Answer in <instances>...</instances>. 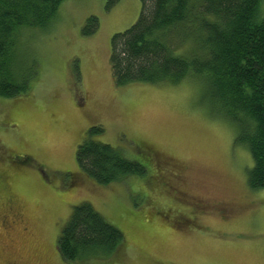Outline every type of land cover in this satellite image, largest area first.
<instances>
[{
  "label": "rangeland",
  "instance_id": "374dc122",
  "mask_svg": "<svg viewBox=\"0 0 264 264\" xmlns=\"http://www.w3.org/2000/svg\"><path fill=\"white\" fill-rule=\"evenodd\" d=\"M106 6L67 0L49 30L21 37L38 80L31 94L0 98V264H70L58 239L83 202L126 239L118 253L91 264H264V190L249 188V152L235 146L236 133L194 81L116 87L111 40L137 22L142 4ZM92 16L100 28L84 37ZM94 126L129 160L143 165L138 145H146L161 163L149 166L147 178L96 184L77 166ZM6 194L17 200L15 212Z\"/></svg>",
  "mask_w": 264,
  "mask_h": 264
},
{
  "label": "trees",
  "instance_id": "16d2710c",
  "mask_svg": "<svg viewBox=\"0 0 264 264\" xmlns=\"http://www.w3.org/2000/svg\"><path fill=\"white\" fill-rule=\"evenodd\" d=\"M66 1L0 0V98L31 94L38 69L20 52L21 37L26 31L49 30ZM119 1L106 0L107 10ZM140 1L137 22L111 40L116 87L196 82L213 114L236 133L235 146L249 152L250 190H264V0ZM99 28V19L92 16L82 35L92 37ZM104 132L102 126L89 130L77 151L78 170L101 186L127 177L147 178L146 156L154 164L155 150L144 145L152 151L141 154L142 165L101 142ZM125 245L124 234L88 202L74 207L58 239L59 254L70 264L109 258Z\"/></svg>",
  "mask_w": 264,
  "mask_h": 264
},
{
  "label": "flooded vegetation",
  "instance_id": "af4514ba",
  "mask_svg": "<svg viewBox=\"0 0 264 264\" xmlns=\"http://www.w3.org/2000/svg\"><path fill=\"white\" fill-rule=\"evenodd\" d=\"M138 150L140 151V154H144L145 156L147 155V153L149 152V151H152L149 147H146V146H144V145H138ZM149 158L148 160H149V164H150V166L152 167L153 166V164H151L150 162V156L148 155V156H146V158ZM152 162H154V161H152ZM168 167H171V164H167V166H166V169L165 170H167V168ZM153 168H154V166H153ZM178 175L177 174H175V178L176 179H178ZM174 191H178L179 193H182L181 191H179L178 189H175V187H173L172 188ZM174 191H173V193H174ZM8 196V197H7ZM16 203H17V200L13 197V196H11L10 194H6V204L8 205V211H13V212H15V206H17L16 205ZM196 206V205H195ZM198 206V205H197ZM196 206V207H197ZM197 209H198V207H197ZM17 215V214H16Z\"/></svg>",
  "mask_w": 264,
  "mask_h": 264
}]
</instances>
